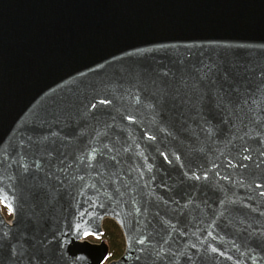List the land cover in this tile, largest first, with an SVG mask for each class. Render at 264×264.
<instances>
[{"label":"water","instance_id":"95a60500","mask_svg":"<svg viewBox=\"0 0 264 264\" xmlns=\"http://www.w3.org/2000/svg\"><path fill=\"white\" fill-rule=\"evenodd\" d=\"M0 264H264V0H0Z\"/></svg>","mask_w":264,"mask_h":264},{"label":"trees","instance_id":"16d2710c","mask_svg":"<svg viewBox=\"0 0 264 264\" xmlns=\"http://www.w3.org/2000/svg\"><path fill=\"white\" fill-rule=\"evenodd\" d=\"M104 239L110 246V260H116L124 254V237L119 227L112 221H106L104 224Z\"/></svg>","mask_w":264,"mask_h":264},{"label":"flooded vegetation","instance_id":"af4514ba","mask_svg":"<svg viewBox=\"0 0 264 264\" xmlns=\"http://www.w3.org/2000/svg\"><path fill=\"white\" fill-rule=\"evenodd\" d=\"M3 214L5 216V218L7 219L8 222H11L13 219V213L6 207L2 208ZM90 241L93 242V239H90Z\"/></svg>","mask_w":264,"mask_h":264},{"label":"snow or ice","instance_id":"6c2138e0","mask_svg":"<svg viewBox=\"0 0 264 264\" xmlns=\"http://www.w3.org/2000/svg\"><path fill=\"white\" fill-rule=\"evenodd\" d=\"M100 103H108V101H106V100H102V101H100ZM92 107L94 108L95 107V105H92ZM249 157H245V159H248ZM6 199V198H5ZM140 243H143V241H140ZM13 251L15 252V249H13Z\"/></svg>","mask_w":264,"mask_h":264},{"label":"rangeland","instance_id":"374dc122","mask_svg":"<svg viewBox=\"0 0 264 264\" xmlns=\"http://www.w3.org/2000/svg\"><path fill=\"white\" fill-rule=\"evenodd\" d=\"M96 240V241H95ZM95 240H93V242H99L100 240L99 239H95Z\"/></svg>","mask_w":264,"mask_h":264}]
</instances>
